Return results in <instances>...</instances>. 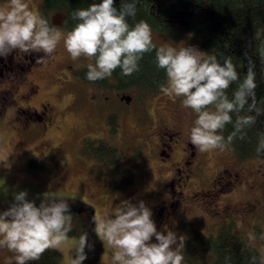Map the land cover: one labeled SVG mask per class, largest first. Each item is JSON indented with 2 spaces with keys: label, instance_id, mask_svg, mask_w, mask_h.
Instances as JSON below:
<instances>
[{
  "label": "clouds",
  "instance_id": "1",
  "mask_svg": "<svg viewBox=\"0 0 264 264\" xmlns=\"http://www.w3.org/2000/svg\"><path fill=\"white\" fill-rule=\"evenodd\" d=\"M140 0H114L93 2L87 8L74 10L73 29L63 33L50 25L39 11L30 10L25 0H7L0 6V57L13 51L43 53L37 63L51 57L63 41L66 52L73 60L88 58L86 79L103 80L120 69L123 76L139 70V61L146 53L155 50V64L166 74V85L161 91L168 97L183 98L182 107L190 108L196 119L187 128L189 142L199 152L225 149L234 139H244L245 129L256 123L264 109L256 98V72L254 62L248 58L247 71L241 78L232 57L221 60L217 54H205L194 46L176 49L153 44L151 26L143 20L134 25ZM264 59V48L259 50ZM236 85L232 96L228 89ZM247 115H240L241 112ZM236 119L233 122V115ZM233 131L225 138L227 125ZM258 154L264 152V134L258 141ZM7 155L0 157L6 162ZM13 203L0 211V249L15 253V264L38 261L49 249H57L69 240L72 214L69 203L63 198L45 195L37 206L27 199V192L13 193ZM94 232L112 250V264H183L185 239L171 230L158 231L152 211L143 201L133 203L121 200L103 215H94ZM242 227L238 222L237 228ZM153 237L155 242H152ZM264 239V235L260 237ZM249 246L256 241L254 233H247ZM91 250L87 233L70 249L69 264H83L85 249ZM9 264H12L9 260ZM251 264H264V251L252 257Z\"/></svg>",
  "mask_w": 264,
  "mask_h": 264
},
{
  "label": "rangeland",
  "instance_id": "2",
  "mask_svg": "<svg viewBox=\"0 0 264 264\" xmlns=\"http://www.w3.org/2000/svg\"><path fill=\"white\" fill-rule=\"evenodd\" d=\"M38 2H42V0H32L30 4L32 9ZM39 13L44 17V10H40ZM58 13V11H51L48 13V18L59 20ZM61 29L63 33L69 32L65 27ZM152 41L158 48L172 46L179 49L185 46H194L204 53L196 45L194 33L188 31H172L171 35H167L162 31L152 29ZM57 47L59 48L60 62L71 63L72 68L78 67L77 64H85L90 61L83 56L73 60L64 49L63 41ZM62 78L68 77L59 72L56 66L47 69L43 77L37 78V82L40 84L38 97L50 98L58 110L56 115L51 118V124L57 122L60 124L58 131L47 133L41 131L38 132V136L27 139L23 135L13 134L11 131L5 132L3 124L0 122V157L8 156L6 162H0V200L2 205L7 209L14 202L13 193L20 191L27 192V199L34 201L37 206L44 195L45 202L54 196L79 204H89L94 209V215L110 212L112 207L121 200H131L133 203L143 201L150 209L151 205L160 200H167L162 179L163 175L168 173V169H162L163 173L158 175L154 164L155 155L152 150L155 141L151 140L144 146L138 140L145 137L147 133H150L151 137L156 135L155 121L161 104L168 105L171 116L175 113L177 124L183 128L189 116L193 118L194 115L190 108L182 107L183 98L172 99L165 95L161 89L154 93L146 88L135 86L117 90L113 87L114 80L110 78L107 79L105 86L99 87L95 84L96 88L92 84L84 82L86 88L90 86L91 91L94 89L98 94L101 93L100 97L93 102L80 96L78 90L81 88L77 86L78 83L75 80L69 79L64 82L61 80ZM109 84L112 86L108 87ZM115 91H118L120 96L129 95V101L120 99L119 94H116ZM89 94L86 91L84 95L88 97ZM105 95L106 99L103 98ZM148 114L151 117L150 120ZM110 116L114 118L113 122L116 121L118 125L115 132H111V124L107 120ZM169 121L171 122V118ZM104 122L109 127L105 126ZM82 135L84 136L82 137ZM99 136L102 137L100 140L109 142L118 148L120 159L117 167L108 166L106 162L89 154L87 148L83 149V139L88 141ZM225 149H214L207 152L208 161L205 167L207 178L224 161L223 152ZM242 158L252 161L251 163L264 164L262 155ZM30 160L37 164L30 166ZM242 163L247 164V162ZM141 169L146 170V177L139 175ZM125 171H128L129 175H125ZM119 176L130 177L132 181L122 189H114L111 183ZM206 176L202 180L194 182L191 187L197 188L206 185L208 183ZM234 195L240 200L258 199L261 192L259 189H255L251 193L245 187H240V191H236ZM180 221H183L181 229L178 227ZM187 224L207 234L211 229L210 218L198 215L193 219L184 217L181 220H176L174 214L166 222L164 221L161 231L171 230L178 236L182 235L185 239L184 227ZM215 224V222L212 223V226ZM240 224L242 225L240 231L236 228L233 233L239 234L240 232V236L248 244L247 233L255 234L256 232L251 230L248 224L244 222ZM78 238L79 236L69 235V240L56 249L60 252V264H69L70 249L78 243ZM88 242L91 244L89 239ZM102 243L103 251L99 255V263L112 264V250L106 242L102 241ZM250 247L256 257H259L261 251H264V245L259 241H255L254 245ZM85 251L87 259L83 261V264H90L89 249L86 248ZM14 256L15 253L7 249H0V264H9V260L15 264Z\"/></svg>",
  "mask_w": 264,
  "mask_h": 264
},
{
  "label": "trees",
  "instance_id": "3",
  "mask_svg": "<svg viewBox=\"0 0 264 264\" xmlns=\"http://www.w3.org/2000/svg\"><path fill=\"white\" fill-rule=\"evenodd\" d=\"M100 0H42L43 10L47 15L51 11H58L63 17V26L71 31L77 21L72 19V12L87 8L91 3ZM119 8L120 0H114ZM146 21L152 29L171 35L172 31L194 33L195 43L205 54H217L218 59L232 57V62L243 78L247 71L248 58L255 64L256 72V98L258 106L264 109V59L259 50L264 48V0H140L137 5L135 19L128 18L134 25L136 22ZM155 46L156 44L153 43ZM156 48H158L156 46ZM94 63V61H92ZM87 68L81 73L85 82ZM113 79L115 89L126 87H142L154 93L166 84L164 70L158 69L155 64V50L146 53L139 61V70L130 76H123L120 69L112 76L103 80L91 82L99 87L105 86L107 79ZM112 86L111 84L108 87ZM236 85L233 84L227 94L232 96ZM248 113L241 112L240 115ZM233 115V122L236 114ZM111 129L116 127V121L110 116L108 119ZM233 131L231 124L223 131L225 138ZM244 139L236 138L227 148L240 157L258 154L256 148L259 138L264 134V115L259 116L256 123L245 129ZM97 141V142H96ZM82 147L87 148L100 161L106 162L110 167L118 165L120 157L118 148L109 142L98 138L83 139ZM37 164L29 161L30 166ZM125 175H129L125 171ZM132 181V178L121 176L112 181L114 189H122ZM72 218V230L68 235L80 236L86 232L92 248L90 264H100L99 255L103 251V243L94 232V209L89 204L67 201ZM6 210L0 200V211ZM190 223V222H189ZM184 246V264H251L254 251L239 235L228 231H219L212 235L198 230L187 224ZM60 252L56 249L47 250L38 261L29 264H60Z\"/></svg>",
  "mask_w": 264,
  "mask_h": 264
},
{
  "label": "flooded vegetation",
  "instance_id": "4",
  "mask_svg": "<svg viewBox=\"0 0 264 264\" xmlns=\"http://www.w3.org/2000/svg\"><path fill=\"white\" fill-rule=\"evenodd\" d=\"M25 2L28 3L30 10L39 12L43 10L41 2L35 3L33 9L30 6L32 0H25ZM6 3L7 0H0V6ZM58 15H60L59 20L48 18V14H45L44 18L49 21L50 25L56 26L63 32L61 28L64 27V20L60 13ZM42 55L43 53L28 54L13 51L7 57H0V122L3 124L5 132L11 131L13 134H20L27 139H32L39 135L38 132H56L60 129L58 122L51 124L52 116L56 115L58 111L54 101L47 97H38L40 84L37 82V78L43 77L47 69L54 66L68 77L62 78V81L73 79L78 83L77 86L81 88L78 90L81 94L79 95L82 98L95 102L100 97L101 93L98 94L94 89L91 91L90 86L87 87L88 89L85 87V81L81 76L82 71L87 68L89 63H92V60L89 59V63H80L76 65L78 67L72 68L71 63L60 62L58 47L51 57L37 63V58ZM86 83L91 84V82ZM94 85L92 84L96 88ZM86 91L90 93L88 97L84 95ZM115 93L119 94L118 91ZM103 98L106 99L107 96L105 95ZM193 114V118L185 114L190 119L186 120L185 126L182 128L176 122L175 113L171 116L168 105L161 104L155 121L156 135L151 137L150 133H147L145 137L138 140L144 146L151 140L155 141L152 150L155 155L154 164L158 175L163 173L162 169H168V173L164 174L162 179L167 200H160L151 205L152 219L157 230L161 231V225L171 215L175 214L176 220H181L184 217L193 219L202 215L211 219L209 233L212 235L222 230L233 233L237 228V223L244 222L256 232V241L264 245V239H260L264 235V164L251 163L252 161L240 158L239 155H235L236 153L226 148L230 152L225 149L223 152L224 161L207 178L205 167L208 153L199 152L191 145L187 137V128L197 118L194 112ZM150 118L148 114V119L150 120ZM169 118H171V122ZM104 125L108 124L104 122ZM117 129L118 125L116 124L115 129H111V132H115ZM242 162H247V164ZM139 175L146 177V170L141 169ZM205 176L208 179L206 185L197 188L191 187L194 182L202 180ZM240 187H245L251 193L255 189H259L261 196L258 199L240 200L234 195L236 191H240ZM214 222L216 224L212 226ZM182 224L183 221L178 224L180 229ZM237 229L240 231V228ZM236 235L240 236V232ZM152 242H155L154 237Z\"/></svg>",
  "mask_w": 264,
  "mask_h": 264
},
{
  "label": "water",
  "instance_id": "5",
  "mask_svg": "<svg viewBox=\"0 0 264 264\" xmlns=\"http://www.w3.org/2000/svg\"><path fill=\"white\" fill-rule=\"evenodd\" d=\"M120 99H124L126 102H128L129 99H130V96L124 94V95H121V96H120Z\"/></svg>",
  "mask_w": 264,
  "mask_h": 264
}]
</instances>
